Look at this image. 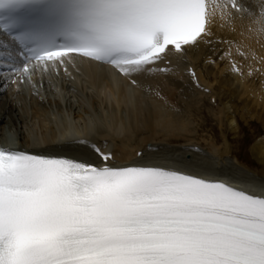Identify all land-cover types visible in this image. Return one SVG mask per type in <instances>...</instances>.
Segmentation results:
<instances>
[{
  "label": "snow or ice",
  "instance_id": "1",
  "mask_svg": "<svg viewBox=\"0 0 264 264\" xmlns=\"http://www.w3.org/2000/svg\"><path fill=\"white\" fill-rule=\"evenodd\" d=\"M208 8L206 0H0V88L12 99L25 88L39 94L37 73L63 67L71 77L78 64L137 85L212 45L217 9L252 18L264 35V0ZM10 143L0 146V264H264V185L239 171L225 180L206 159L168 152L124 160L88 140L71 143L92 152L72 156L36 141L17 148L15 136Z\"/></svg>",
  "mask_w": 264,
  "mask_h": 264
},
{
  "label": "bare ground",
  "instance_id": "2",
  "mask_svg": "<svg viewBox=\"0 0 264 264\" xmlns=\"http://www.w3.org/2000/svg\"><path fill=\"white\" fill-rule=\"evenodd\" d=\"M214 2L223 3L224 0H212V7ZM243 2L246 7H252L258 5L260 0H243ZM254 10L259 14L260 9L258 7ZM212 21V31L216 40L213 41L212 45H202L197 49L196 60L198 61L205 56L209 59L208 61H215L209 62L208 71L217 68L223 59H227L226 65L220 69V79L217 80V83L220 87L225 88L227 85L232 87L230 88L232 96L238 97L236 96L238 93L240 98L245 100L243 110L250 116H264V35L255 31L256 25L248 16L233 15L222 18L220 10L217 9ZM219 38L223 41L221 47L224 54L216 60V56L219 54V50L216 48ZM192 54L195 55V53ZM192 54H189L185 62L186 66L181 64L176 67L173 64L171 65L173 67L172 72H155L137 77V85H132L130 81L111 69L99 70L88 67L86 64H78V68L75 69L71 65L68 66L71 77L64 73L63 67L58 76L49 77L45 75L42 78L41 74L37 73L34 79L38 82L39 94H34L25 88L19 96L12 99V91L5 93L0 88V144L12 146L10 140L15 136L17 137L15 144L17 148L31 150L33 141H36L39 146L52 152L67 155L91 153V148L71 143L77 141L73 136H78L82 138L81 140L96 142L102 147L111 148L124 160L138 158L139 150L143 151L145 157H152L160 152H168L187 157L191 155V159H201L199 157L201 153L199 154L189 146L190 144H199L192 136L194 131L191 121L184 113H180V107L183 104L187 106L190 103L189 106H193L197 103L195 108H198L202 96L207 95L193 83L184 86L185 81L190 82L189 75L185 70L189 65H194V61H196ZM172 59L174 60V58ZM163 65L165 66L163 63L160 64V66ZM234 66L239 71H234ZM256 66L258 74L261 75L258 87L252 83L249 84L247 81L250 76L257 75L254 73L257 71ZM197 76L200 84L210 88L211 96H215L213 91L215 83L206 80L200 69L197 71ZM253 78L251 77L249 80ZM237 85H240L242 90H238L240 87L238 88ZM22 97L35 112L41 107L49 105L58 111L62 110L74 120L71 122H68L66 118L63 121L59 120L60 123L45 127L46 129L41 135L31 136L29 131L30 116L18 102ZM174 99H179L183 103H180L179 110L173 106ZM84 102L85 104L82 105ZM259 106L260 112H258ZM51 107L48 110L50 112ZM229 108L230 106L227 105L225 110L221 109V112L224 116L227 110L228 114L225 116L228 123L231 128L237 130L236 116L228 111ZM187 110L189 109L181 112ZM83 112L85 114L87 112L86 115H93L92 119L96 120L98 124L91 126L92 119L90 118L88 121L85 120L84 124L86 125H83V128L79 126L76 128L80 122V120L76 122V117L77 119H84ZM33 123L36 125L35 121ZM72 125L75 126L74 130ZM141 132H144L143 136H140ZM157 138H162L164 142L161 145L153 144ZM183 138L188 142L180 147L169 146L167 143L173 139ZM105 142H107L106 145ZM153 145L157 147L155 148ZM209 145L210 154H216L218 147L215 141H210ZM255 148L259 157L263 158L264 141L261 140L256 143ZM237 162L239 163L238 160ZM208 163L216 170L218 167L220 168V165L213 162ZM228 171V169L221 170L223 173H228ZM229 173L233 174L234 172Z\"/></svg>",
  "mask_w": 264,
  "mask_h": 264
},
{
  "label": "rangeland",
  "instance_id": "3",
  "mask_svg": "<svg viewBox=\"0 0 264 264\" xmlns=\"http://www.w3.org/2000/svg\"><path fill=\"white\" fill-rule=\"evenodd\" d=\"M221 46L222 42H218L217 49L220 50V52L219 55L216 56V60L219 59V56H221L224 52L221 51ZM197 52L198 50L194 51L195 54H197ZM208 60L209 59L205 56L201 57V59L199 60V67L205 75L206 80L210 81L211 83H215L214 85L216 86V97L218 98L217 102L211 101L210 93H207V95L202 96V98L200 99L198 108H195L197 106V103L193 106H189V103L186 106L181 102V104L183 105L180 107V113H184L188 117L189 121H191L194 131V134H192V136H194L196 141L199 143L197 146H199L203 150V153H208V150H210L209 142L214 140L218 147L216 157L222 165H226V163L228 162L234 163L233 165L234 167H236L235 170H238V168L248 170L250 176H253L256 179L264 182V157H259L255 148L256 143L260 142L261 140L264 141V116H250V114L246 113L243 110L245 100L240 98L238 93H236V96L238 97L232 96V90L230 89L232 87L227 85L225 88L222 86L221 88L217 83V80L220 79V69L226 65L227 61L223 60V62L225 63L219 65V67L217 66V68H213L212 70L209 69L212 71L211 73V71H207V67L210 65V61ZM242 64L245 65V63ZM214 73L217 74L215 75ZM254 73H257V75L255 74L250 76L249 78H254L250 80L248 78L247 81L249 84L252 83L253 85H256V87H258L260 85L261 75L260 73L258 74V70ZM237 87L241 88H237L238 90H242V87L240 85H237ZM56 97L58 98V95H56ZM18 102L20 103L23 110L25 112H28L30 116L29 131L31 133V136L41 135V133L46 129L45 127L54 126L55 124L60 123L59 120L63 121L65 118L68 122L74 120L73 118H69L68 115L65 114L62 110L58 111L56 108L49 105L43 106L35 112L33 108H31L29 103L26 102L25 99H23V97L20 98ZM83 104H85V102L82 103V105ZM227 105L230 106L228 111L232 112L236 116V121L238 122L237 130L231 128L230 124L228 123V119L225 116L228 114L227 110L224 116L221 112V109H224ZM45 107L47 110L45 109ZM50 107L51 112L48 111L50 110ZM82 107L85 108L84 106ZM186 109L189 110L181 112L182 110ZM191 109L193 110L190 111ZM260 111L261 110L259 106L258 112ZM83 114L84 119H77L76 117V122L80 120V122L76 125V128H78V126L83 128V125H86L84 124L85 120L88 121L90 118H93V115H86L88 114L87 112L86 114L85 112H83ZM50 115L51 117H49ZM33 121L36 122V125L35 123H33ZM97 124V121L92 119L91 126H95ZM72 126L74 127L72 128L74 130L75 126ZM143 135L144 132H141L140 136ZM73 138H76L77 141L82 139L78 136H73ZM19 142L21 143L20 139ZM162 142H164L162 138H157L156 141L153 142V144L161 145ZM187 142L188 141L183 138L177 140L173 139L170 140V142L168 141L167 143L169 146L176 145V147H180ZM202 152L199 157L209 160L207 156H205V154H203ZM236 158L239 160V163L236 161Z\"/></svg>",
  "mask_w": 264,
  "mask_h": 264
}]
</instances>
